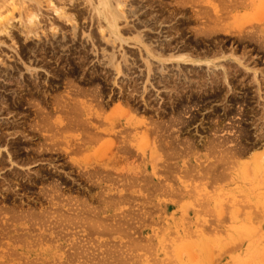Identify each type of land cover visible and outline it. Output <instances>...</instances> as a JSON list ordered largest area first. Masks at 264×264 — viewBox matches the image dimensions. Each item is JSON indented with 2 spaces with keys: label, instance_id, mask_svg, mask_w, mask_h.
<instances>
[{
  "label": "rangeland",
  "instance_id": "1",
  "mask_svg": "<svg viewBox=\"0 0 264 264\" xmlns=\"http://www.w3.org/2000/svg\"><path fill=\"white\" fill-rule=\"evenodd\" d=\"M67 1L69 2V0ZM136 1L134 3L131 2V5L134 4L132 7L128 6V4L126 5L128 7H122H125L126 11L129 10L128 13H131L123 16L121 21H119V24H122L120 34L122 38L123 36L125 37L123 38L125 42L122 41V45H120L121 42L119 41L113 43L110 40L108 44L103 41L105 37L101 38L103 34L98 32L101 26L98 20V27L95 23L91 28L89 18L91 10L84 0L77 2L78 5L76 4L72 10L70 4L67 3L69 7L66 10L70 9V11L77 10L80 4L79 8L81 11L78 10L72 14L67 10L68 15L71 13V16L77 17L75 23L79 20V24H76L80 27L76 29V32L72 29L75 23H71L72 25L70 26V23H66L68 22L66 19L54 13L53 8H50L49 11L45 8V23L43 24H45L46 29H50L51 25H54L52 22H55L54 27H60L58 31L59 38L62 39V34L65 31L67 35L64 34L68 36L65 43L68 42L67 44L70 46L72 42L71 48L68 47V49L73 48L72 51L74 53L63 52L58 49L57 56L54 58L52 57L53 50L51 52L52 46L46 45V47H49L47 48L46 58L40 64L38 63L40 66L34 64L39 69H36L38 71L37 75L33 76L34 78L30 75L26 76V80L28 78L30 82L20 77L19 68L22 69L25 63L27 65L30 63L32 55L30 48L35 47L36 42L27 46L28 43L25 36L19 30V28L21 29L19 27V18L16 19L17 21H12V25L16 26L12 31L13 33L8 35L2 32L3 34H1L0 31V41L2 42L0 47L2 50L0 52V72L7 68H16L19 72V74L16 72L19 75V77H16V81H14L15 79L11 80L14 83L13 86L4 82L0 83V88L2 87L0 89V91L2 90L0 92V106L2 107L4 104L7 107H0V113L3 114H0V124L2 123L0 125V133L2 134V129L6 127L12 133L13 130L16 133V135L15 133L12 135L14 139L4 134V138H6L4 140L9 139V142H11L12 148L10 145L9 153H12L10 156L6 155V161L9 162L8 164L6 162L7 168H5L7 170L0 171L1 175L4 174L0 175V183L3 185L4 182V184L10 182L14 188H18L19 186L16 185L17 181H25V187H27L24 191H11L10 198L7 200L4 196L2 197L3 191H0L2 192L0 194V208L3 209L1 210L3 214L0 212V239L3 238V235L4 238L6 236L9 237L5 238L7 242L4 239L0 240V264H264V166L263 164L260 166L258 164L259 160H256L259 156L258 154L263 155L259 157H264V138L257 144L258 146L251 145L244 154L238 156L235 159L236 165H233V167L232 165L228 166V172L225 173L224 177L221 176L222 174L219 175L222 178L217 175L222 170V165L216 159L218 154L217 150H215L217 149V147L215 148V145L217 146V140L215 139L219 136L228 137L229 135H227V132L222 131L221 125L217 123L218 120L225 118L224 114L226 111L229 113V119L227 118L223 125L228 122H234L237 127L243 125L244 127L242 128L248 127L251 131L254 127L251 124L254 121V116H261L259 113L262 111L257 108L258 104L256 105L259 96L254 91L256 89V83L253 81L255 67L253 68L249 55L252 53L259 54L262 57H260L259 69L261 68L260 66L264 65V0H240L241 2L243 1L240 3L241 5L239 4L242 7L235 9L233 12L225 10L226 3L228 4L230 0H180L185 2L184 5L186 4L182 6L183 9L177 8L182 5H178L179 0H162V2L154 0V5H156L158 11H149L153 13L152 15H156L155 13L159 12V15L157 14L156 16H160L159 18L163 22L160 26L156 25L155 27L151 25V15L139 13L140 2L139 0ZM244 2H247V5ZM61 3L57 1L56 4L61 5ZM83 4H86V6L84 7ZM216 9L219 11V18L223 22L216 15ZM225 11L228 13L226 14ZM4 12L1 13H4L3 15L0 14V20L8 17L9 13L11 14V11L9 13L8 11ZM81 14L84 15L82 16ZM15 15L16 17L18 16V14ZM85 16H87V19L84 18ZM212 16H214L213 19ZM125 17L128 19L126 20ZM51 20L52 22H50ZM253 21H255L254 24ZM260 22L262 23L261 25L259 24ZM245 23H247V27L250 23H252L251 26H256L254 28L249 26V29L245 26V29H248L247 31L238 32L239 29L241 31V28H244ZM83 25L84 27H82ZM107 28L106 26V31ZM79 30H82L81 32L84 30L88 31L86 38L88 37L89 39L87 38V40L84 35L82 36ZM90 32L91 34L93 33L92 40ZM75 34H78L77 38L74 36ZM166 36L170 39H166L169 43L165 40ZM73 38L76 40L73 41ZM159 38H163L167 43L164 41V50L162 48L158 50L163 53L160 56L156 54L155 58L159 59V63L163 61L165 63L163 65L168 68V71L167 68H165L166 71L159 68L150 72L147 64L141 58L140 51L142 50L141 52L144 53L142 42L150 45L153 41L152 45L155 46L154 40ZM80 39H83V41ZM148 41L151 42L148 43ZM80 42L83 43L81 44ZM114 44L116 45L114 46ZM122 47L123 49H121ZM103 48H105L104 51L107 50L108 52H104ZM114 52H116L115 60H118L117 62L122 61L123 73L120 77L122 81L116 80V74L112 70H115V68H111V65L108 67V63L102 58H105L106 54L114 55ZM66 53L73 55L70 56ZM104 53L105 55L103 56ZM122 54L128 62L123 58ZM119 56L121 59H116L120 58ZM3 59L5 63L1 62ZM49 60L51 61L49 62ZM99 60L101 63H99ZM124 60L125 62H123ZM208 62L223 63L229 74L228 81L231 86L234 85L233 87L237 88L238 97L235 96L237 100L231 106H228L225 101L227 94H229V85L220 81L216 85L211 83L213 79L207 75ZM178 70L180 71L178 72ZM187 73H189L188 76ZM125 74L126 76H124ZM160 77L162 78L161 80ZM131 78L134 82L131 80L132 82L130 81V83L129 80ZM146 83H148V86ZM119 84L122 86L119 87ZM121 87L124 89V93L120 97L118 90ZM242 88L249 89V96L246 95V97L248 96L246 100L244 91H241ZM6 89H10V91ZM101 89L102 92L100 93H105V95H109L112 90H116L114 102H107V106L105 104V106H102L104 108H101L97 104L98 101L95 102L93 100L94 96H91L96 95V91L99 93ZM125 90H130V92L128 91L130 94L128 93V95ZM92 91H95V93H91ZM74 95L80 102L74 98ZM2 96L6 97L7 101H4L6 98H2ZM88 99L89 101H87ZM62 103L69 106L67 105L65 109ZM225 106L230 107V109H226ZM72 110L75 111L73 112ZM245 110L247 111L246 118L243 116V111ZM68 112H73L71 115L75 116L74 118L69 114L73 122L68 120ZM45 115L51 116L53 122L62 118L64 120L63 125L69 124L61 132L62 135H59L62 138L60 140L63 147H67V141H71L74 145L76 144L69 153L57 152L53 149L48 152L45 150L46 146L43 144L48 143L49 140H46L47 138L43 136L42 132L40 133V124H38ZM112 116H116L112 119L114 122L111 120ZM2 118L5 119L3 120ZM9 118L12 121L7 120ZM102 118L103 122H101ZM107 120H110L109 123ZM104 122L108 124H104ZM89 127L92 130L95 128V131H92ZM98 131L100 132L99 134L103 133V139L99 138L101 141L98 144L87 147L82 146V148L80 147L81 149H78V142L75 141L82 133L94 132L92 134H96L95 132H97L98 134ZM223 132L226 134L223 135ZM26 135H29V137ZM114 140H117V143L119 140H123L129 144H134L132 147L130 146L131 152L127 156L129 159L131 157L132 167L136 169V172L141 173L139 182L144 185L143 189L141 188L143 186L139 187L141 191H137L138 188L136 187L124 189L123 184L125 181L116 180V183H114V178L117 177L116 174L112 176L113 185L108 182V179L104 180V183L100 185V182L94 184L93 182L99 180L96 177L101 172L97 170L93 173L90 172V174L87 173L88 170L83 168V166L86 167L87 164L93 163L100 158L101 143ZM5 141L1 142V150L6 147L5 143L7 141ZM252 146L253 148H251ZM209 148L215 149L211 151ZM39 151H42V153ZM210 152H213V155ZM52 156L61 157L58 158L59 160L61 159L58 169L55 168L57 166L54 165L55 163L53 162L55 160ZM26 161L28 164H26ZM218 165H220L219 168ZM208 171L214 174H208ZM233 171L236 172L235 176L232 175ZM156 172L158 173L157 175ZM23 173L28 174V178ZM215 173L217 176H215ZM147 174H152L153 183L144 180L151 177V175ZM10 175H12L11 178L9 177ZM73 175H75L74 178ZM83 176L85 177L83 178ZM23 178L26 179L24 180ZM8 179L12 181L8 182ZM91 179H94V181ZM152 186L154 191H144L147 190L145 188ZM52 189L55 191H52ZM54 192L56 195H60L55 198V194L52 195ZM4 210L9 213L4 212ZM15 212L18 214L16 215ZM11 213H13L12 217L10 216ZM16 216H18L17 219ZM25 217L26 219H24ZM1 221L4 224L3 227ZM5 227H10V230L8 229L7 231ZM22 235L25 236L23 237ZM9 248L12 249L10 250ZM5 252L8 253L5 254Z\"/></svg>",
  "mask_w": 264,
  "mask_h": 264
},
{
  "label": "bare ground",
  "instance_id": "2",
  "mask_svg": "<svg viewBox=\"0 0 264 264\" xmlns=\"http://www.w3.org/2000/svg\"><path fill=\"white\" fill-rule=\"evenodd\" d=\"M57 1L58 2H62L61 3V5H57L56 3H57ZM80 0H69V2L67 1V0H0V14L2 13V12H4V11H8V13H9V11H11V14H10V16H9V14H8V17H6V18H2L1 20H0V28H1V34H3V33H5V34H8V35H10L11 33H13L12 31L14 30V27H16L15 25H12V21H14V20H16L17 18H19L18 20H19V22H20V26L19 27H21V29L19 28V30H20V33H22L24 36H25V39H26V42L28 43L27 44V46L29 45V44H32L33 42L35 43L36 42V46L35 47H32V48H30V52L32 53V55H31V60H30V63L27 65L25 62V65H23V71H22V69H20L19 68V71H20V77H22V79H24L25 81H29V79L27 78V80H26V76L27 75H30V76H36L37 75V70L36 69H38L37 68V66L36 65H34V64H37V65H39L41 62H43V60H44V58H46V54H47V48H49V47H46V45H50V46H52V48L53 49H51V47H50V49H51V52H52V50H53V53H52V57H56L57 56V52L59 51L58 49H60V50H62L63 52H73L72 51V49H70L71 48V43H70V46H69V44H67V43H65L66 42V37L68 38V36H66L67 34L65 33V31H64V33L66 34H62V39H60L59 38V28L58 27H54L55 26V22H52V20L50 21V22H52V24H54V25H51V26H49V27H51L50 29H46V26H45V24H43V23H45V18H44V16H45V10L47 9L48 11L50 10V8H53L54 9V13L57 15V16H59V17H61V18H64V19H66L68 22H66V23H70L69 25L71 26L72 24L71 23H75V21H76V19H77V17H74V15L73 16H71L72 14H73V12H77L78 10H80L81 11V9L79 8V6H80V4H79V6H78V9L76 10L75 9V11H70V9H67L68 11H70L71 13H70V15H68L69 13L67 12V10H66V8L67 7H69L68 6V4H70V7H71V10H72V8L73 7H75V5L77 4V2H79ZM134 1H136V0H84V2L87 4V6L89 7V9L91 10V16L89 17L90 18V25H91V28H92V26H94V24L96 23L97 24V27H98V25L100 24L101 26H100V29H98V32L100 33V32H102V34L103 35H101V38H104V39H106V40H104L103 39V41L105 42H107L106 44H108L109 42H110V40H112L113 41V43H116V42H121L120 43V45H122V41L123 42H125L124 41V39L123 38H125L124 36H123V38H122V36H121V34H120V27H121V23L119 24V21H121V19H122V17L123 16H127V14H131V13H128V11L129 10H127L126 11V9H124V8H122L123 6H126L127 4H128V6L130 5L131 7H132V5H134V4H132L131 5V2L132 3H134ZM156 1V0H155ZM180 1V0H179ZM178 1V5H180V4H182L180 7H177V8H182L183 9V5H184V3L185 2H179ZM191 1V0H190ZM197 1V0H196ZM199 1H201V0H199ZM227 1H229V0H227ZM240 0H230L229 2H228V4L226 3V9L225 10H228V11H230V12H233L235 9H237V8H239V7H242V6H239V4L240 3H242L241 1L239 2ZM246 1V0H245ZM251 1V0H250ZM137 2V1H136ZM139 13L140 14H147L148 13V16L149 15H151V19H152V26L153 27H155L156 25H158V26H160L163 22L160 20V16L159 17H157L156 15L158 14L159 15V12L158 13H155L156 15H152L153 13L152 12H154V11H158V9H156L157 7H156V5H154V0H139ZM157 2V1H156ZM160 2H162V0H160ZM166 2V1H165ZM186 2H188V1H186ZM68 3V4H67ZM245 3V2H244ZM247 3V2H246ZM245 3V4H246ZM59 4V3H58ZM86 4L84 5V7L86 6ZM245 4H244V6H245ZM78 5V4H77ZM164 5H166V4H164ZM186 5V4H185ZM184 5V6H185ZM241 5V4H240ZM243 5V4H242ZM247 5V4H246ZM249 5H250V3H249ZM128 6H126V7H128ZM138 6V5H137ZM168 6V5H167ZM77 7V6H76ZM88 7H86V8H88ZM197 7V6H196ZM223 7V6H222ZM248 7V6H247ZM46 8V9H45ZM166 8V7H165ZM129 9H132V8H129ZM135 9V8H134ZM185 9V8H184ZM210 9H212V8H210ZM215 9V8H214ZM74 10V9H73ZM149 10H152V12L150 13V11ZM169 10V9H168ZM187 10V9H186ZM222 10V9H221ZM52 11V10H51ZM179 11V10H178ZM261 11V10H260ZM200 12V11H199ZM208 12V11H207ZM215 12H216V15L218 16V18L220 17L219 16V11H217V9L215 10ZM222 12V11H221ZM226 12V11H225ZM230 12H229V14H230ZM5 13V12H4ZM3 13V14H4ZM7 13V12H6ZM48 13V12H47ZM68 13V14H67ZM126 13V14H125ZM179 13V12H178ZM209 13V12H208ZM224 13V12H223ZM222 13V14H223ZM228 12H226V14H227ZM3 14H1V15H3ZM15 14H18V16L16 17V15ZM78 14V13H77ZM76 14V15H77ZM134 14V13H133ZM132 14V15H133ZM139 14V15H140ZM181 14V13H180ZM207 14V13H206ZM225 14V13H224ZM228 14V15H229ZM0 15V16H1ZM82 15V14H81ZM84 15V14H83ZM82 15V16H83ZM135 15V14H134ZM133 15V16H134ZM184 15V14H183ZM198 15V14H197ZM213 15V14H212ZM263 15V14H262ZM82 16H79V17H82ZM136 16V15H135ZM148 16H147V18H148ZM201 16V15H200ZM222 16V15H221ZM227 16V15H226ZM78 17V18H79ZM87 16H85L84 18H86ZM129 17H132V16H129ZM136 17H138V16H136ZM197 17V16H196ZM209 17V16H208ZM213 17L214 16H212V19H213ZM216 17V16H215ZM230 17V16H229ZM233 17V16H232ZM260 17V16H259ZM262 17V16H261ZM54 18V17H53ZM134 18V17H133ZM140 18V17H139ZM146 18V17H145ZM217 18V19H218ZM222 18V17H221ZM224 18V17H223ZM50 19H52V18H50ZM87 19V18H86ZM125 19L127 20L128 18H126L125 17ZM165 19V18H164ZM201 19V18H200ZM205 19V18H204ZM210 19H211V17H210ZM214 19H216V18H214ZM220 19V18H219ZM230 19H232V18H230ZM261 19V18H260ZM49 20V19H48ZM47 20V21H48ZM54 20V19H53ZM85 20V19H84ZM83 20V21H84ZM97 20H98V23H97ZM131 20V19H130ZM251 20V19H250ZM253 20V19H252ZM257 20H258V18H257ZM17 21V20H16ZM79 21V20H78ZM78 21L76 22V23H78ZM82 21V20H81ZM138 21L139 22H141V20H139L138 19ZM210 21V20H209ZM213 21V20H212ZM219 21V20H218ZM220 21L221 22H223L221 19H220ZM49 22V21H48ZM88 22V21H87ZM130 22V21H129ZM211 22V21H210ZM216 22V21H215ZM215 22H213V23H215ZM254 22L255 21H253V24H254ZM74 24L73 25V31L74 32H76V29H78L80 26H78V24ZM83 23V22H82ZM104 23V24H103ZM142 23H143V21H142ZM145 23V22H144ZM220 23V22H219ZM248 24H249V22H247ZM247 23H245L244 24V28L242 27L241 29V31H240V29H239V31L238 32H242L243 30H246L245 29V26H246V24ZM140 24V23H139ZM251 24L252 23H250V25H248V27L246 26V28H248L249 29V26H251ZM260 25L262 24L261 22L259 23ZM258 24V25H259ZM66 25V24H65ZM68 25V24H67ZM89 25V26H90ZM136 25V24H135ZM142 25V24H141ZM144 25V24H143ZM214 25V24H213ZM225 25V24H224ZM223 25V26H224ZM58 26V25H57ZM62 26V25H61ZM106 26L109 28V30H108V28H107V31H108V33H106L107 31H106ZM149 26V25H148ZM204 26H206V25H204ZM217 26V25H216ZM221 27H222V25H220ZM241 26V25H240ZM256 26V25H255ZM255 26H251V27H255ZM263 26V25H262ZM261 26V28H263ZM18 27V26H17ZM47 27H48V25H47ZM82 27H84V25L82 26ZM82 27H81V29H82ZM143 27V26H142ZM141 27V28H142ZM146 27V26H145ZM162 27V26H161ZM260 27V26H259ZM58 28V29H57ZM90 28V27H89ZM122 28V27H121ZM151 28V27H150ZM216 28V27H215ZM128 29V28H127ZM167 29V28H166ZM201 29V28H200ZM205 29V28H204ZM204 29H203V31H204ZM247 29V30H248ZM19 30H17V31H19ZM62 30V29H61ZM99 30H101V31H99ZM143 30V29H142ZM169 30V29H168ZM246 30V31H247ZM62 31V32H63ZM80 32L82 31V30H79ZM94 31V30H93ZM126 31V30H125ZM137 31V30H136ZM162 31H163V29H162ZM245 31V32H246ZM251 31V30H250ZM249 31V32H250ZM260 31V30H259ZM3 32V33H2ZM68 32V31H67ZM92 32V31H91ZM91 32H90V34H91ZM96 32V31H95ZM94 32V33H95ZM144 32V31H143ZM228 32V31H227ZM232 32V31H231ZM237 32V33H238ZM256 32V31H255ZM258 32V31H257ZM71 33V32H70ZM79 33V32H78ZM82 33V34H81ZM80 34L83 36H85V38H86V33H88V31H83V32H81ZM239 33V34H240ZM60 34V35H61ZM93 34V33H92ZM92 34L90 35V37H91V40H92ZM143 34V33H142ZM167 34V33H166ZM253 34V33H252ZM255 34V33H254ZM13 35V34H12ZM70 35V34H69ZM88 35V34H87ZM161 35V34H160ZM163 35V34H162ZM210 35H211V33H210ZM245 35V34H244ZM250 35V34H249ZM72 36V35H71ZM76 38H77V36H78V34H75L74 35ZM103 36V37H102ZM150 36V35H149ZM164 36H165V33H164ZM163 36V37H164ZM168 36L170 37V35L168 34ZM168 36H166L165 37V40L166 39H169L168 38ZM247 36V35H246ZM1 37V36H0ZM6 37V36H5ZM73 37V36H72ZM109 39H107V38ZM141 37V36H140ZM175 37V36H174ZM3 38V37H2ZM81 38H83V37H81ZM88 38V37H87ZM86 38V39H87ZM142 38V37H141ZM264 38V37H263ZM89 39V38H88ZM87 39V40H88ZM74 40H76L75 38H73V41ZM80 40H82L83 41V39H80ZM87 40H85V41H87ZM90 40V41H91ZM108 40V41H107ZM125 40H127V39H125ZM147 40V39H146ZM149 40V39H148ZM163 38L161 39V38H159L158 40L156 39V40H154L155 41V46L157 47H155V46H153L152 44L154 43L152 40V42L151 41H148V43H150L151 42V44L149 45V44H146L145 42H144V44H143V42H142V49H143V51H144V53L143 52H141L140 51V53H141V58H143V60L145 61V63L147 64V66H148V70L150 71V72H152V71H155L156 69H161V70H165L166 71V69L165 68H167L165 65H163V64H165L163 61H162V63H159L160 61H159V59H156L155 57V55L157 54L158 56H160V54H162V53H160L158 50H160L159 48H164L165 46H164V41H165ZM170 40V39H169ZM68 41V40H67ZM84 41V42H85ZM141 41V40H140ZM143 41V40H142ZM166 41H168V40H166ZM165 41V42H166ZM175 41H177V40H175ZM78 42H79V40H78ZM94 42V41H93ZM139 42V41H138ZM1 41H0V47H1ZM75 43V42H74ZM81 43V42H80ZM83 43V42H82ZM81 43V44H82ZM86 43V42H85ZM88 43H89V41H88ZM95 43V42H94ZM113 43H111V44H113ZM141 43V42H140ZM167 43V42H166ZM168 43H169V41H168ZM171 43V42H170ZM76 44V43H75ZM74 44V45H75ZM137 44V43H136ZM258 44V43H257ZM116 44H114V46H115ZM125 45V44H124ZM141 45V44H140ZM96 46V45H95ZM107 46V45H106ZM114 46H113V48H114ZM137 46V45H136ZM68 47H70L69 49H68ZM93 47V46H92ZM141 47V46H140ZM77 48V47H76ZM86 48V47H85ZM116 48H118V47H116ZM263 48V47H262ZM104 49L105 48H103L102 50L104 51ZM108 49V48H107ZM121 49H123V47L121 48ZM92 50H93V48H92ZM114 50H115V48H114ZM113 50V51H114ZM164 50V49H163ZM162 50V51H163ZM2 50H1V48H0V52H1ZM105 51H107V50H105ZM104 51V52H105ZM120 51V50H119ZM124 51V50H123ZM245 51V50H244ZM29 52V53H30ZM86 52V51H85ZM96 52V51H95ZM108 52V51H107ZM74 53V52H73ZM80 53V52H79ZM93 53V52H92ZM115 53L116 52H114V55H105V53L103 54V56L105 55V58L104 57H102L104 60H106L105 62L106 63H108V67H109V65H111L110 67L112 68H115V70L114 69H112L113 70V72L116 74L115 75V78H116V80L118 79V80H120V77H121V74L123 73L122 72V61L120 60L121 59V57L120 58H116V59H119L120 61L119 62H117L118 60H115ZM119 54H120V52H118ZM117 53V54H118ZM123 53V52H122ZM66 54H69L70 55V53H66ZM112 54H113V52H112ZM248 55H249V53H247ZM60 55V54H59ZM71 55H73V54H71ZM70 55V56H71ZM94 55V54H93ZM123 55V54H122ZM124 55H125V53H124ZM123 55V56H124ZM233 55H235V54H233ZM0 56H1V54H0ZM4 56V55H3ZM3 56H2V58H3ZM45 56V57H44ZM48 56V55H47ZM122 56V57H123ZM126 56H127V54H126ZM162 56V55H161ZM238 56H241V55H238ZM244 56V55H243ZM247 56V55H246ZM9 57V56H8ZM11 57V56H10ZM63 57H64V55H63ZM65 57H66V55H65ZM68 57V56H67ZM131 57V56H130ZM137 57V56H136ZM245 57V56H244ZM249 57H251V61H252V64H253V68L255 67V73H253L254 75V83H256L255 84V87H256V89L254 90L256 93H257V95L259 96L258 97V99L260 100H258L257 102L258 103H256V105H257V108H259V110H261L262 112L261 113H259V114H261V116H254V121L251 123L252 124V126H254L252 129V131L250 130V128H248V127H245V128H242V127H244L243 125L242 126H238L237 127V125H236V123H234V122H228V123H226V125H223V124H225V121H226V119L228 118V112L226 111L225 112V114H224V117L225 118H222V119H220V120H218V122L217 123H219L221 126V130L222 131H224V132H227V135H228V137H218L219 138V140H218V138L217 139H215V140H217L216 141V143H217V146L215 145V148L217 147V149H215V150H217V156H216V159H218V161L220 162V164L222 165V167H221V171L217 174L218 176L220 175V174H222L221 176L222 177H224V175H225V173L226 172H228V166L230 167L231 165H232V167H233V165H236V161H235V159H237V157L238 156H240L241 154H244L245 152H246V150H248V148L251 146V145H254V146H256L257 144H259L260 143V141L264 138V65H262V66H260L261 68L259 69V65H260V55L259 54H251V55H249ZM1 58V57H0ZM61 58V57H60ZM123 58H125V56L123 57ZM262 58V57H261ZM68 59H70V58H68ZM101 59V58H100ZM102 59V60H103ZM1 60V59H0ZM64 60H67V59H64ZM81 60V59H80ZM125 60H126V58H125ZM125 60L123 61V62H125ZM226 60V59H225ZM47 61V60H46ZM51 60H49V62H50ZM61 61V60H60ZM68 61V60H67ZM98 61V60H97ZM127 61V60H126ZM156 61V63L154 64V62ZM159 61V62H158ZM233 61V60H232ZM1 62H4L5 63V61H4V59L1 61ZM58 62H59V60H58ZM62 62V61H61ZM69 62V61H68ZM104 62V63H105ZM128 62V61H127ZM131 62V61H130ZM158 62V63H157ZM225 62V61H224ZM3 63V64H4ZM8 63V62H7ZM39 63V64H38ZM99 63H101L100 62V60H99ZM134 63V62H133ZM233 63V62H232ZM263 63V62H262ZM56 64V63H55ZM69 64V63H68ZM83 64V63H82ZM128 64V63H127ZM130 64V63H129ZM136 64V63H135ZM172 64V63H171ZM72 65V64H71ZM100 65V64H99ZM107 65V64H106ZM131 65H133L132 63H131ZM138 65V64H137ZM157 65V66H156ZM183 65V64H182ZM186 65V64H185ZM199 65V64H198ZM12 66V65H11ZM20 66V65H19ZM40 66V65H39ZM43 66V65H42ZM46 66V65H45ZM54 66V65H53ZM61 66V65H60ZM70 66V65H69ZM127 66V65H126ZM158 67V68H156V67ZM168 66V65H167ZM206 66V65H205ZM162 67V68H161ZM179 67V66H178ZM197 67V66H196ZM230 67V66H229ZM42 68V67H41ZM110 68V69H111ZM172 68H173V66H172ZM98 69V68H97ZM140 69V68H139ZM178 69V68H177ZM179 69H180V67H179ZM190 69V68H189ZM230 69V68H229ZM15 70V71H14ZM39 70V69H38ZM54 70V69H53ZM72 70V69H71ZM74 70V69H73ZM103 70V69H102ZM138 70V69H137ZM181 70V69H180ZM180 70H178V72L180 71ZM86 71V70H85ZM106 71V70H105ZM133 71V70H132ZM160 71V70H159ZM167 71H168V68H167ZM183 71V70H182ZM197 71H198V69H197ZM200 71H201V69H200ZM204 71V70H203ZM234 71V70H233ZM248 71V70H247ZM1 72H4V73H1ZM1 72H0V83L2 84L3 82L4 83H6L7 85H14V83H13V81H11L12 79H15L14 81H16V77H19V72L17 71V69L16 68H14V69H12V68H7V69H5L4 71H2L1 70ZM16 72L18 73V74H16ZM57 72H58V70H57ZM71 72V71H70ZM103 72V71H102ZM134 72V71H133ZM140 72H141V70H140ZM173 72V71H172ZM184 72V71H183ZM195 72V71H194ZM95 73V72H94ZM125 73H126V71H125ZM135 73V72H134ZM182 73V72H181ZM185 73V72H184ZM190 73V72H189ZM189 73H187V76H188V74ZM41 74V73H40ZM59 74V73H58ZM113 74V73H112ZM141 74V73H140ZM142 74H143V72H142ZM154 74H155V72H154ZM107 75V74H106ZM135 75H136V73H135ZM175 75V74H174ZM207 75L210 77V78H212L213 80L211 81L210 79H208L209 81H211V83L212 84H214V85H216V84H218L219 83V81L220 82H225V84H227V85H229L228 86V92H229V94H227V97H226V104L228 103V106H231L232 105V103L235 101V100H237L236 99V97L235 96H237L238 97V90H236L235 89V87H233V86H231V84H230V82L228 81V76H229V74H228V71H227V69H226V67L224 66V64L223 63H219V62H212V63H210V62H208L207 63ZM231 75V74H230ZM109 76H111V75H109ZM124 76H126V74L124 75ZM133 77H134V75H132ZM141 76V75H140ZM151 76V75H150ZM157 76V75H156ZM160 76V75H159ZM158 76V77H159ZM177 76V75H176ZM3 77V78H2ZM28 77V76H27ZM128 77V76H127ZM136 77V76H135ZM175 77V76H174ZM198 77V76H197ZM206 77V76H205ZM236 77V76H235ZM34 78V77H33ZM129 78V77H128ZM137 78V77H136ZM155 78V77H154ZM207 78V77H206ZM20 79V78H19ZM126 79V78H125ZM135 79V78H134ZM162 78L160 77V80H161ZM194 79V78H193ZM231 79V78H230ZM127 80V79H126ZM133 81L134 82V80L131 78L130 80H129V82L130 81ZM148 80V79H147ZM163 80H165L164 78H163ZM162 80V81H163ZM167 80V79H166ZM181 80H183V79H181ZM198 80V79H197ZM206 80V79H205ZM18 81V80H17ZM23 81V80H22ZM55 81V80H54ZM120 81H122V79L120 80ZM128 81V80H127ZM131 81V82H132ZM239 81V80H238ZM19 82V81H18ZM17 82V83H18ZM30 82V81H29ZM33 82V81H32ZM112 82V81H111ZM117 82H119V81H117ZM130 82V83H131ZM149 82V81H148ZM167 82V81H166ZM206 82V81H205ZM208 82V81H207ZM252 82V81H251ZM17 83H15V84H17ZM136 83V82H135ZM161 83V82H160ZM162 83H164V82H162ZM169 83V82H168ZM229 83V84H228ZM253 83V82H252ZM33 84V83H32ZM118 84V83H117ZM117 84H116V86H117ZM144 84H145V82H144ZM147 84V86H148V83H146ZM248 84V83H247ZM251 84V83H250ZM29 85V84H28ZM35 85V84H34ZM39 85V84H38ZM125 85V84H124ZM132 85V84H131ZM164 85V84H163ZM206 85V84H205ZM249 85V84H248ZM17 86V85H16ZM30 87H31V85H29ZM120 86H122V85H120L119 84V87ZM127 86V85H126ZM126 86H123V87H125V88H127ZM130 86V85H129ZM153 86V85H152ZM213 86V85H212ZM219 86V85H218ZM236 86V85H235ZM23 87H24V85H23ZM102 87V86H101ZM166 87V86H165ZM200 87V86H199ZM214 87V86H213ZM222 87H224V86H222ZM2 88V87H1ZM0 88V89H1ZM4 88V87H3ZM6 88H9V87H6ZM20 88V87H19ZM18 88V89H19ZM29 88V87H28ZM76 88V87H75ZM99 89H100V87H98ZM107 88V87H106ZM117 88H118V86H117ZM116 88V89H117ZM193 88V87H192ZM215 88V87H214ZM30 90H32L31 88H29ZM96 89V88H95ZM129 89H132V88H129ZM252 89V88H251ZM6 90H9L10 91V89H6ZM14 90V89H13ZM22 90V89H21ZM26 90V89H25ZM38 90V89H37ZM72 90V89H71ZM98 90V89H97ZM112 90V89H111ZM118 90V89H117ZM148 90V89H147ZM164 90H166V89H164ZM194 90V89H193ZM244 91V96H245V100H246V98L249 96L248 94V90L246 89V88H242L241 89V91ZM2 91V90H1ZM0 91V92H1ZM19 91V90H18ZM18 91H16V92H18ZM27 91V90H26ZM77 91V90H76ZM80 91V90H79ZM96 91V90H95ZM95 91H92L91 93H95ZM116 91V90H115ZM114 90H112V93H110L109 95H105V93L103 94V93H100V92H102V89L99 91V93H98V91H96L97 93H96V95L94 94V95H91V96H94V101L96 102V101H98V105L101 107V108H104V107H102L104 104L106 105V103L107 102H110V101H113V100H115L114 99V97H115V95H116V92H115ZM119 91V96L121 97L122 95H123V93H124V89H122V87L120 88V90H118ZM125 91H127V94L130 92V90H125ZM129 91V92H128ZM137 91V90H136ZM206 91V90H205ZM212 91V90H211ZM220 91V90H219ZM240 91V92H241ZM8 92V91H7ZM15 92V93H16ZM22 92V91H21ZM49 92V91H48ZM109 92H111V91H109ZM177 92V91H176ZM179 92V91H178ZM71 93H72V91H71ZM107 93V92H106ZM133 93V92H132ZM243 93V92H242ZM10 94V93H9ZM12 94V93H11ZM33 94V93H32ZM80 94V93H79ZM78 94V95H79ZM86 94V93H85ZM126 94V95H127ZM130 94V93H129ZM128 94V95H129ZM76 95V94H75ZM74 95V98H76V96ZM87 95V94H86ZM210 95V94H209ZM218 95V94H217ZM226 95V94H225ZM240 95V94H239ZM246 95H248L247 97H246ZM20 96V95H19ZM84 97V96H83ZM86 97V96H85ZM129 97V96H128ZM134 97V96H133ZM215 97V96H214ZM2 98H6V97H3L2 96ZM91 98H93V97H91ZM126 98V97H125ZM163 98V97H162ZM1 99V98H0ZM9 99V98H8ZM72 99H73V97H72ZM77 99V98H76ZM118 99V98H117ZM127 99V98H126ZM126 99H124V100H126ZM130 99V98H129ZM218 99V98H217ZM7 101V98L6 99H4V101ZM10 100V99H9ZM66 100V99H65ZM69 100H71V99H69ZM69 100H68V104H69ZM123 100V99H122ZM189 100V99H188ZM203 100V99H202ZM207 100V99H206ZM224 100V99H223ZM239 100V99H238ZM3 101V102H4ZM59 101V100H58ZM57 101V102H58ZM67 101V100H66ZM73 101V100H72ZM74 101H75V99H74ZM73 101V102H74ZM77 101H78V99H77ZM87 101H89V99L87 100ZM118 101V100H117ZM133 101H134V99H133ZM144 101V100H143ZM61 102H62V100H61ZM63 102H65V101H63ZM71 102V101H70ZM78 102H80V101H78ZM114 102V101H113ZM120 102V101H119ZM126 102H127V100H126ZM135 102V101H134ZM13 103V102H12ZM59 103V102H58ZM88 103V102H87ZM92 103V102H91ZM112 103V102H111ZM129 103V102H128ZM212 103V102H211ZM16 104V103H15ZM60 104V103H59ZM63 104V103H62ZM67 104V105H68ZM74 104V103H73ZM72 104V105H73ZM120 105H121V103H119ZM147 104V103H146ZM213 104V103H212ZM222 104V103H221ZM0 105H1V102H0ZM64 106H65V109H66V106L67 105H65V103L63 104ZM71 105V106H72ZM104 105V106H105ZM129 105V104H128ZM131 105V104H130ZM184 105H186V104H184ZM218 105V104H217ZM216 105V106H217ZM244 105V104H243ZM3 106H5L6 107V105H2V107L1 108H3ZM59 106V105H58ZM69 106V105H68ZM97 106V105H96ZM107 106V105H106ZM4 107V108H5ZM60 107H62V106H60ZM73 107V106H72ZM71 107V109H73ZM74 107H75V105H74ZM94 107H95V105H94ZM212 107V106H211ZM226 107V106H225ZM7 108V107H6ZM63 108V107H62ZM62 108H60V109H62ZM68 108H70V107H68ZM196 108V107H195ZM70 109V110H71ZM180 109V108H179ZM226 109H230V107L228 108V107H226ZM225 109V110H226ZM10 110V109H9ZM44 110V109H43ZM43 110H41V111H43ZM76 110V109H75ZM74 110V111H75ZM258 110V109H257ZM257 110H256V112H257ZM2 111H3V109H2ZM7 111V110H6ZM67 111V110H66ZM73 111V110H72ZM73 111V112H74ZM80 111H82V110H80ZM103 111H105V110H103ZM241 111V110H240ZM65 112V111H64ZM72 112V113H73ZM230 112V111H229ZM233 112V111H232ZM260 112V111H259ZM4 113H5V110H4ZM15 113V112H14ZM47 113V112H46ZM72 113H69L68 112V114H67V116H69V114H70V116L71 117H73V115H71ZM75 113H77V112H75ZM79 113V112H78ZM1 114V113H0ZM7 114H9V113H7ZM65 114V113H64ZM83 114V113H82ZM1 115H3V114H1ZM39 115H41V114H39ZM49 115V114H48ZM66 115V114H65ZM119 115V114H118ZM121 115V114H120ZM223 115V114H222ZM238 115V114H237ZM66 116V117H67ZM67 117L68 118V120L69 121H72L71 120V117ZM127 116V115H126ZM243 116L245 117V116H247V111L245 110V111H243ZM75 117V116H74ZM73 117V118H74ZM81 117V116H80ZM83 117V116H82ZM94 117V116H93ZM110 117V116H109ZM108 117V118H109ZM116 116H112L111 117V120L113 119V118H115ZM187 117H188V115H187ZM192 117V116H191ZM239 117V116H238ZM66 118V119H67ZM119 118V117H118ZM120 118H122V117H120ZM204 118V117H203ZM246 118V117H245ZM3 120L5 119V118H2ZM110 119V118H109ZM229 119V118H228ZM7 120H11L12 121V119L11 118H9V119H7ZM53 119L51 118V116H43V118L39 121L40 123H38V124H40V133L42 132V134H43V136L45 137V138H47L46 140H49V142L48 143H46V144H43L44 146H46V148H45V150L48 152L49 150H51L52 151V149L54 150V151H57V152H65V153H69L70 151H71V148L73 149V146L75 147V145L71 142V141H67V147H63L62 146V142H61V140H62V138H60L59 137V135H62V131H64L66 128H67V126L69 125V124H66V125H63V122H64V120L62 119V118H60V120H56V121H52ZM77 120V119H76ZM96 120V119H95ZM115 120V119H114ZM185 120V119H184ZM194 120V119H193ZM232 120V119H231ZM75 121V120H74ZM80 121V120H79ZM104 120H103V118H102V121L101 122H103ZM106 121V120H105ZM108 121V123H109V121L110 120H107ZM113 121V120H112ZM228 121V120H227ZM233 121H235V120H233ZM2 122V121H1ZM5 122V121H4ZM8 122V121H7ZM67 122V121H66ZM73 122V121H72ZM86 122V121H85ZM88 122H90V121H88ZM99 122V121H98ZM97 122V123H98ZM114 122V121H113ZM71 123V122H70ZM108 123H106V122H104V124H108ZM111 123V122H110ZM2 124V123H1ZM0 124V125H1ZM76 124V123H75ZM87 124V123H86ZM89 124V123H88ZM112 124V123H111ZM193 124V123H192ZM239 124V123H238ZM7 125V124H6ZM35 125V124H34ZM80 125V124H79ZM85 125V124H84ZM117 125V124H116ZM148 125H150V124H148ZM154 125V124H153ZM9 126V125H8ZM39 126V125H38ZM74 126V125H73ZM76 126V125H75ZM103 126V125H102ZM102 126H101V128H102ZM202 126V125H201ZM206 126V125H205ZM216 126V125H215ZM219 126V125H218ZM229 126V127H228ZM3 127H4V125H3ZM70 127V126H69ZM82 127H83V125H82ZM88 127V126H87ZM87 127H85V128H87ZM116 127V126H115ZM184 127V126H183ZM203 127V126H202ZM219 127V128H220ZM2 128V127H1ZM7 128V127H6ZM6 128H4V129H2L3 130V132H2V134L0 133V147H1V142H3V141H5L4 139H6V138H4V134H5V136L7 135L9 138H10V136H11V138H12V135H13V133H15L14 132V130H13V133H12V131H10V130H8V129H6ZM38 128V127H37ZM38 128V129H39ZM42 128V129H41ZM90 128V127H89ZM123 128V127H122ZM146 128V127H145ZM152 128V127H151ZM150 128V129H151ZM205 128V127H204ZM215 128V127H214ZM84 129V128H83ZM91 130H92V128H90ZM95 128H93V130L92 131H95L94 130ZM97 129V128H96ZM108 129V128H107ZM128 129V128H127ZM150 129H148V130H150ZM154 129V128H153ZM182 129V128H181ZM208 129V128H207ZM5 130H7V131H5ZM12 130V129H11ZM79 130V129H78ZM86 130V129H85ZM89 130V129H88ZM98 130H100V129H98ZM198 130V129H197ZM102 131H103V128H102ZM151 131V130H150ZM150 131H147V132H150ZM219 131V130H218ZM217 131V132H218ZM253 131H254V133H253ZM17 132V131H16ZM54 132H56V133H54ZM85 132V131H84ZM87 132V131H86ZM144 132H146V131H144ZM198 132V131H197ZM223 132V133H224ZM46 133V134H45ZM92 133H94V132H92ZM92 133H90V132H88V133H82V135L79 137V138H77L76 139V141L75 142H78V145H79V148L78 149H81L82 148V146H84V147H87V146H91V145H94V144H98V142H100L102 139H103V136H102V134H99L100 132L98 131V134H97V132H95L96 134H92ZM118 133V132H117ZM120 133V132H119ZM122 133H124V132H122ZM121 134V133H120ZM145 134V133H144ZM226 133H224L223 135H225ZM15 135H16V133H15ZM21 135V134H20ZM99 137H98V136ZM145 135H147V134H145ZM214 135V134H213ZM222 135V134H221ZM26 136H28L29 137V135H26ZM32 137V136H31ZM62 137V136H61ZM127 137H129V136H127ZM126 137V138H127ZM172 137V136H171ZM33 138V137H32ZM35 138V137H34ZM101 140H100V139ZM12 139H14V136H13V138ZM11 139V140H12ZM61 139V140H60ZM173 139V138H172ZM254 139H255V141H254ZM16 140V139H15ZM121 140V139H120ZM118 141V143L114 140V141H105L104 143H101L102 145H101V148H102V150H101V156H100V158L99 159H97L95 162H93V163H89V164H87L86 165V167H84L83 166V168H85L86 170H88V172L87 173H93L94 171H97V170H99V172H101L99 175H97L98 177H96L97 179H99V180H97V181H95V182H93L94 184H97V182H100L99 183V185L100 184H102V183H104L103 181L104 180H106V179H108V182L109 183H111V185H113L112 184V180H113V174H116L117 175V177H115L114 178V183H116V180H118V181H121V182H124V189H126V188H128V187H136V188H138V190L137 191H141V189L139 188L140 186H143V187H141L142 189L144 188V185H141V183L139 182L140 181V178H141V176H140V172L138 173V172H136V169H134L132 166V162H131V157H130V159H129V157L127 156L128 155V153H130L131 152V150H130V146L132 147L134 144H132V143H127V141H129L128 139H126L127 141ZM125 140V139H124ZM7 141V142H6ZM4 143L6 144V147L3 149V150H1V148H0V171L1 170H4V169H6L7 167H6V155L7 156H10V154L12 153L11 151V153H9V146L11 145V142H9L10 140L9 139H7ZM74 141V140H73ZM204 141V140H203ZM64 142V141H63ZM66 142V141H65ZM215 142V141H214ZM213 142V144H215ZM171 143V142H170ZM13 144V143H12ZM2 145H3V143H2ZM192 145V144H191ZM15 146V145H14ZM187 146V145H186ZM258 146V145H257ZM3 147V146H2ZM81 147V148H80ZM83 147V148H84ZM129 147V148H128ZM179 147V146H178ZM190 147V146H189ZM209 147V146H208ZM11 148H12V145H11ZM42 148H44L43 146H42ZM185 148V147H184ZM187 148V147H186ZM207 148V147H206ZM211 148V147H210ZM209 148V150H211V151H213L212 149H210ZM251 148H253V146L251 147ZM148 149V148H147ZM191 149V148H190ZM12 150V149H11ZM77 150V149H76ZM18 151V150H17ZM75 151V150H74ZM81 151V150H80ZM40 152V151H39ZM182 152V151H181ZM6 153V154H5ZM40 153H42V151L40 152ZM39 153V154H40ZM199 153V152H198ZM213 153V152H212ZM211 152H210V154H212ZM216 153V152H215ZM214 153V154H215ZM79 154V153H78ZM81 154V153H80ZM142 154V153H141ZM144 154H145V152H144ZM152 154V153H151ZM187 154V153H186ZM247 154V153H246ZM83 155V154H82ZM177 155H179V154H177ZM213 155V154H212ZM211 155V156H212ZM259 156H263V155H260V154H258ZM42 156V155H41ZM57 156V155H56ZM183 156V155H182ZM181 156V157H182ZM188 156V155H187ZM258 156V158L256 159L258 162V164L261 166L262 164H263V166H264V157L262 158V157H259ZM15 157V156H14ZM53 157V159L55 160V162H53V163H55L54 165H56L57 167H55L56 169H58V166H59V161L61 160H59L58 158H61L60 156L58 157V158H56L55 156H52ZM134 157V156H133ZM10 158V157H9ZM35 158V157H34ZM70 158V157H69ZM18 159V158H17ZM20 159V158H19ZM46 159V158H45ZM16 160V159H15ZM36 160V159H35ZM34 160V161H35ZM68 160H70V159H68ZM133 160V159H132ZM158 160V159H157ZM12 161V160H11ZM23 161V160H22ZM28 161V160H27ZM26 161V162H27ZM38 161H39V159H38ZM41 161V160H40ZM43 161V160H42ZM153 161V160H152ZM206 161V160H205ZM204 161V162H205ZM208 161V160H207ZM9 162V161H8ZM8 162H7V164H8ZM131 162V163H130ZM17 163V162H16ZM25 163V162H24ZM24 163H21V164H24ZM31 163V162H30ZM33 163V162H32ZM63 163V162H62ZM88 163V162H87ZM164 163V162H163ZM209 164H210V162H208ZM11 164V163H10ZM13 164V163H12ZM26 164H28V162L26 163ZM26 164H25V166H26ZM37 164V163H36ZM48 164V163H47ZM64 164V163H63ZM165 164V163H164ZM238 164V163H237ZM257 164V165H258ZM16 166H18L17 164H15ZM53 165V164H52ZM73 165V164H72ZM8 166V165H7ZM19 166H20V163H19ZM25 166H23V167H25ZM174 166V165H173ZM208 166H210V165H208ZM219 166L220 165H218V168H219ZM6 167V168H5ZM15 167V166H14ZM21 167V166H20ZM217 167V166H216ZM22 168V167H21ZM62 168V167H61ZM72 168V167H71ZM257 168H258V166H257ZM12 169H13V167H12ZM17 169V168H16ZM63 169V168H62ZM203 169V168H202ZM206 169H207V167H206ZM216 169V168H215ZM250 169V168H249ZM7 170V169H6ZM14 170H15V168H14ZM25 170V169H24ZM45 170V169H44ZM60 170V169H59ZM65 170H66V168H65ZM64 170V171H65ZM81 170H82V168H81ZM208 170V169H207ZM261 170H263L262 168H261ZM8 171H10V170H8ZM16 171V170H15ZM14 171V172H15ZM61 171H63V170H61ZM73 171V170H72ZM154 171V170H153ZM152 171V172H153ZM214 171V170H213ZM2 172V171H1ZM7 172V171H6ZM12 172V171H11ZM24 172V171H23ZM52 172V171H51ZM67 172V171H66ZM65 172V173H66ZM83 172V171H82ZM147 173H148V171H146ZM215 172V171H214ZM10 173V172H9ZM27 173V172H26ZM72 173V172H71ZM86 173V174H87ZM90 173V174H91ZM151 173V172H150ZM171 173V172H170ZM205 173H206V171H205ZM210 173H211V171H210ZM209 173V171H208V174H210ZM217 173V172H216ZM216 173H215V176H217L216 175ZM7 174V173H6ZM14 174V173H13ZM20 174V173H19ZM48 174V173H47ZM158 173L156 172V175H157ZM199 174V173H198ZM211 174H214L213 172L211 173ZM235 174H236V172H232V175H234L235 176ZM1 175V174H0ZM2 175H4V174H2ZM1 175V176H2ZM9 175V174H8ZM16 175V174H15ZM20 175H22V174H20ZM23 175H26V177L28 178V174H25V173H23ZM44 175V174H43ZM55 175V174H54ZM80 175V174H79ZM115 175V176H116ZM144 175V174H143ZM147 175H149V174H147ZM151 175V177H148L149 179H144V180H148V182L149 183H153L154 182V179H152V174H150ZM149 175V176H150ZM226 175H228V174H226ZM7 176V175H6ZM6 176H4V177H6ZM11 176L12 175H10L9 177L11 178ZM33 176V175H32ZM61 176V175H60ZM59 176V177H60ZM70 176V175H69ZM74 176L75 175H73V178H74ZM82 176V175H81ZM146 176V175H145ZM154 176V175H153ZM15 177V176H14ZM14 177H13V179H14ZM23 177V176H22ZM29 177H31L30 175H29ZM78 177V176H77ZM85 176H83V178H84ZM92 177H94V176H92ZM146 177V178H147ZM222 177H220L219 176V178H222ZM21 178V177H20ZM33 178V177H32ZM82 178V179H83ZM145 178V177H144ZM17 179V178H16ZM24 179V178H23ZM26 179V178H25ZM24 179V180H25ZM34 179V178H33ZM81 179V178H80ZM142 179H143V177H142ZM6 180V179H5ZM20 180V179H19ZM22 180V179H21ZM28 180V179H27ZM55 180V179H54ZM57 180V179H56ZM58 180H60V179H58ZM90 180V179H89ZM91 180H93L94 181V179H91ZM3 181H4V179H3ZM2 181V182H3ZM9 181H12V180H10V179H8V182ZM14 181V180H13ZM79 181V180H78ZM16 182V181H15ZM25 182V181H24ZM24 182H18L17 181V184L16 185H18L17 187L18 188H14L11 184H10V182L8 183L9 184V186H8V184H4L3 183V185H1V183H0V191H3V194H2V192H0V194H2V197L4 196V198L7 200L8 198H10V195H11V191H24L27 187H25V183ZM32 182H33V180H32ZM35 182V181H34ZM41 182V181H40ZM92 182V181H91ZM6 183H7V181H6ZM108 183V184H109ZM142 183L144 184V182L142 181ZM159 183V182H158ZM12 184H14V182H12ZM31 184V183H30ZM82 184V183H81ZM155 184V183H154ZM16 185H14L15 187H16ZM44 185V184H43ZM54 185V184H53ZM31 186V185H30ZM29 186V187H30ZM150 186V185H149ZM160 186V185H159ZM35 187V186H34ZM57 187V186H56ZM81 187V186H80ZM83 187H84V184H83ZM97 187V186H96ZM103 187V186H102ZM113 187V186H112ZM146 187H148V186H146ZM161 187V186H160ZM48 188V187H47ZM46 188V189H47ZM111 188V187H110ZM109 188V189H110ZM153 188V186L152 187H149V188H145V189H147V190H144V191H151V190H153L152 189ZM167 188V187H166ZM45 189V190H46ZM51 189V188H50ZM56 189V188H55ZM113 189V188H112ZM157 189V188H156ZM159 189V188H158ZM30 190H31V188H30ZM54 189H52V191H53ZM58 190V189H57ZM56 190V191H57ZM60 190V189H59ZM92 190V189H91ZM106 190H107V187H106ZM111 190V189H110ZM32 191V190H31ZM51 191V190H50ZM55 191V190H54ZM60 191H62V190H60ZM112 191V190H111ZM120 191H122V190H120ZM132 191H134V190H132ZM154 191V190H153ZM101 192H102V190H101ZM42 193V192H41ZM40 193V194H41ZM61 193H63V192H61ZM18 194V193H17ZM20 194V193H19ZM39 194V193H38ZM53 194H55V192L54 193H52V195ZM93 194V193H92ZM103 194V193H102ZM23 195V194H22ZM60 195V194H59ZM59 195H56L55 194V198H56V196H59ZM90 195V194H89ZM97 196V195H96ZM50 197V196H49ZM53 197V196H52ZM51 197V198H52ZM112 197V196H111ZM125 197V196H124ZM1 198V197H0ZM4 198H3V200H4ZM12 198V197H11ZM54 198V199H55ZM61 198V197H60ZM59 199V198H58ZM128 199V198H127ZM5 200V201H6ZM15 200V199H14ZM51 200V199H50ZM61 200V199H60ZM64 201V200H63ZM72 201V200H71ZM86 201V200H85ZM104 201H105V199H104ZM107 201H108V198H107ZM62 202V201H61ZM89 202V201H88ZM109 202V201H108ZM107 202V203H108ZM25 203V202H24ZM12 205V204H11ZM114 206H115V204H113ZM14 206V205H13ZM136 206V205H135ZM17 207V206H16ZM61 207V206H60ZM77 207V206H76ZM14 208V207H13ZM70 209V208H69ZM1 210H3V209H1L0 208V212H2ZM9 210V209H8ZM15 211V210H14ZM13 211V212H14ZM92 211V210H91ZM145 211V210H144ZM4 212H6V210H4ZM10 212H12V211H10ZM24 212V211H23ZM50 212H51V210H50ZM139 212V211H138ZM6 213H9L8 211L6 212ZM22 213V212H21ZM36 213V212H35ZM38 213V212H37ZM42 213V212H41ZM48 213V212H47ZM69 213H71V212H69ZM68 213V214H69ZM88 213V212H87ZM137 213V212H136ZM140 213V212H139ZM2 214H3V212H2ZM15 214H16V212H15ZM18 214V213H17ZM16 214V215H17ZM34 214V213H33ZM72 214V213H71ZM142 214V213H141ZM11 215H13V213H11L10 214V216ZM49 215V214H48ZM67 215V214H66ZM66 215H64V216H66ZM74 215V214H73ZM81 215V214H80ZM117 215V214H116ZM120 215V214H119ZM5 216V215H4ZM3 216V217H4ZM19 216V215H18ZM18 216H16V219L18 218ZM24 216V215H23ZM23 216H22V218H23ZM61 216V215H60ZM69 216V215H68ZM82 216V215H81ZM12 217V216H11ZM41 217V216H40ZM77 217H80V216H77ZM5 218V217H4ZM15 218V217H14ZM14 218H13V220H14ZM57 218V217H56ZM113 218H115V217H113ZM11 219V218H10ZM24 219H26V217L24 218ZM34 219V218H33ZM48 219H49V217H48ZM74 219V218H73ZM105 219V218H104ZM103 219V220H104ZM22 220V219H21ZM45 220V219H44ZM50 220V219H49ZM55 220V219H54ZM84 220V219H83ZM7 221H9L8 219H7ZM20 221V220H19ZM48 221V220H47ZM71 221V220H70ZM12 223H13V221H11ZM98 222V221H97ZM1 223H2V221H1ZM8 223V222H7ZM76 223V222H75ZM93 223H95V222H93ZM101 223V222H100ZM3 224V223H2ZM14 224V223H13ZM36 224H37V222H36ZM87 224V223H86ZM7 226H8V224H6ZM33 225H34V223H33ZM39 225V224H38ZM48 225V224H47ZM4 226V224L2 225V227ZM41 226V225H40ZM49 226V225H48ZM94 226V225H93ZM101 226V225H100ZM65 227V226H64ZM92 227V226H91ZM98 227V226H97ZM6 228V227H5ZM61 228V227H60ZM7 229V231H8V229L10 230V227L8 228H6ZM23 229V228H22ZM22 229H20V230H22ZM32 229H34V228H32ZM47 229V228H46ZM96 229V228H95ZM24 230V229H23ZM94 230V229H93ZM99 231V230H98ZM1 232V231H0ZM8 233V232H7ZM91 233V232H90ZM6 234V233H5ZM91 235V234H90ZM21 236V235H20ZM23 236V235H22ZM25 236V235H24ZM23 236V237H24ZM30 236V235H29ZM48 236V235H47ZM7 237L8 236H6L5 238L7 239ZM14 237V236H13ZM57 237V236H56ZM4 238V235H3V238H1L2 240L4 239V241H6V239ZM9 238V237H8ZM11 238H12V236H11ZM15 238V237H14ZM0 239V240H1ZM54 239H55V237H54ZM1 240V241H2ZM11 240V239H10ZM45 240V239H44ZM1 241H0V243H1ZM22 241H24V240H22ZM89 241V240H88ZM7 242V241H6ZM15 242V241H14ZM16 243V242H15ZM22 243V242H21ZM5 244V243H4ZM1 245V244H0ZM7 245V244H6ZM3 246V245H2ZM100 246V245H99ZM105 246V245H104ZM103 246V247H104ZM3 247H6V246H3ZM6 248H8V247H6ZM3 249V248H2ZM10 249V248H9ZM12 249V248H11ZM10 249V250H11ZM7 250V249H6ZM2 251V250H1ZM3 252V251H2ZM6 253H8V252H5V254ZM15 254V253H14ZM12 255V254H11Z\"/></svg>",
  "mask_w": 264,
  "mask_h": 264
}]
</instances>
